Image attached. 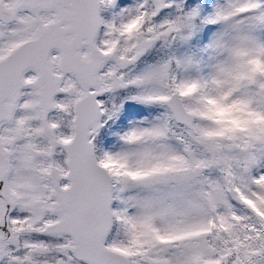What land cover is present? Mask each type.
<instances>
[{"label":"snow or ice","instance_id":"obj_1","mask_svg":"<svg viewBox=\"0 0 264 264\" xmlns=\"http://www.w3.org/2000/svg\"><path fill=\"white\" fill-rule=\"evenodd\" d=\"M0 264H264V0H0Z\"/></svg>","mask_w":264,"mask_h":264}]
</instances>
